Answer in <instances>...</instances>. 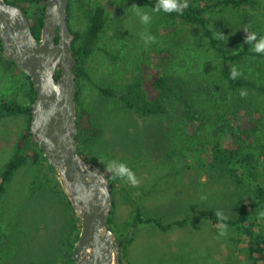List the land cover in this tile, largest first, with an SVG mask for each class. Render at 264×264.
<instances>
[{
  "label": "trees",
  "instance_id": "obj_1",
  "mask_svg": "<svg viewBox=\"0 0 264 264\" xmlns=\"http://www.w3.org/2000/svg\"><path fill=\"white\" fill-rule=\"evenodd\" d=\"M77 1L87 17L83 31L70 27L76 36L72 51L77 59L74 73L79 155L102 168L98 155L91 151L93 143L102 134V128L94 121L91 112L81 106L80 85L82 79L91 80L84 66L97 51L111 59L122 52L120 47L113 51L105 44L113 45L107 41L101 45V42L108 30H116L123 35L120 29L127 23L128 46L136 44L138 39L147 42L134 59L128 79L117 86L95 83L98 93L139 117L164 116L177 108L184 140L198 143L197 150L206 158L205 171L209 172V177L232 180L231 194L238 204L233 216L222 215L213 206H203L195 215L166 225L157 217L142 216L139 208L134 209L129 220L115 224V228L110 225L108 216L107 224L118 240L121 264L126 244L131 240L124 235L133 233L140 224L152 223L165 230L173 223L186 225L201 221H207L216 228L224 225V230H230L242 245L245 264H264V215H261L264 213V79L256 77L257 73H264V54L254 51L262 38L252 27L253 12L260 8L264 11V0H177L179 4L187 3L182 12L157 10L160 0H110L107 5L94 1L90 8L81 0ZM8 2L23 9L33 35L38 39L45 0ZM70 4L71 0H68V19ZM140 13L150 17L143 26L137 19ZM249 36L254 38L249 40ZM118 37H113L116 38L114 43H119ZM191 51L208 55L207 60L199 61L206 68L198 75L195 71L198 66L193 72L182 70L184 64L178 66L185 55L191 58ZM0 61L13 77H23L28 98V103L23 104L0 95V120L16 115H23L26 120L11 156L0 168V199L18 169L35 165L37 173L31 179V195L52 188L62 200L68 212V220L63 223L60 236L62 264H75L71 249L78 238L79 218L63 194L50 163L29 132L30 103L35 98V91L30 78L4 55L1 42ZM150 65L156 71L149 78L145 67ZM246 67L252 71H246ZM233 69L238 73L235 78L232 77ZM58 75L59 70L54 77ZM126 168L131 171L132 167ZM107 169L113 201L117 184L122 183L127 175L121 177L118 169Z\"/></svg>",
  "mask_w": 264,
  "mask_h": 264
},
{
  "label": "rangeland",
  "instance_id": "obj_2",
  "mask_svg": "<svg viewBox=\"0 0 264 264\" xmlns=\"http://www.w3.org/2000/svg\"><path fill=\"white\" fill-rule=\"evenodd\" d=\"M81 1L90 8L94 1L107 5L110 0ZM145 14L137 15L139 24ZM253 15V30L264 38L263 8L253 12ZM86 23L87 17L78 1L71 0V29L81 32ZM126 25L124 23L125 27L120 29L123 35L116 30H108L101 42V45L106 41L113 45L105 44L113 51L120 47L122 52L117 58H108L102 51H97L86 61L84 67L91 80H81L79 93L81 106L91 112L94 121L102 128V134L93 143L91 151L98 155L103 171L106 173L108 167L118 170L121 166L132 167L131 173L136 180L133 184L126 176L122 183L117 184L109 215L110 225L115 228V224L129 220L135 208H139L144 217L151 215L159 218L163 225L191 217L203 206H213L222 215L233 216L238 204L231 194L232 180L209 177V172L205 171L206 158L203 152L197 150L198 143L184 140L177 108L164 116L139 117L120 108L114 100L102 97L95 88V83L117 86L126 81L134 59L147 42L138 39L136 44L128 46L126 27L129 26ZM113 37H118L119 43H114L116 38ZM144 37L147 39V36ZM191 52V58L185 55L178 66L184 64L181 69L190 72L198 66L195 69L198 75L206 68L199 61L207 60L208 55L201 51ZM245 69L252 71L249 67ZM145 70L149 78L156 71L152 65L146 66ZM256 77L263 80L264 73H257ZM0 95L28 103L23 77H13L1 63ZM25 126L23 115L0 120V168L11 156ZM36 173L35 165L18 169L0 199V264H62L60 236L62 225L68 220V212L52 188L31 195V179ZM222 231L224 235H221ZM124 236L131 240L126 244L122 264L246 262L236 236H232L230 230L216 228L207 221L186 225L173 223L165 230L152 223L140 224L133 233L128 232Z\"/></svg>",
  "mask_w": 264,
  "mask_h": 264
},
{
  "label": "water",
  "instance_id": "obj_3",
  "mask_svg": "<svg viewBox=\"0 0 264 264\" xmlns=\"http://www.w3.org/2000/svg\"><path fill=\"white\" fill-rule=\"evenodd\" d=\"M67 8L68 0H45L36 39L23 9L0 0V42L4 55L30 78L35 98L29 132L80 221L72 259L75 264H121L118 240L107 224L113 204L109 180L101 167L77 151V59L72 51L76 36Z\"/></svg>",
  "mask_w": 264,
  "mask_h": 264
},
{
  "label": "clouds",
  "instance_id": "obj_4",
  "mask_svg": "<svg viewBox=\"0 0 264 264\" xmlns=\"http://www.w3.org/2000/svg\"><path fill=\"white\" fill-rule=\"evenodd\" d=\"M187 7V3L184 4H179L177 3V0H160V4L157 10H159L160 8L163 9V11L165 12H172V11H176V12H182L184 8ZM141 20L144 23L149 22L150 17L148 15H142L141 16ZM151 38V37H150ZM254 37L249 36V40L253 39ZM153 39V38H151ZM254 51L256 53L259 54H264V38H262L255 46ZM238 75V73L235 71V69H233L232 71V77L235 78ZM241 95H244V93H241ZM119 176H125L127 175L129 179L132 180V183L135 184L136 180L133 178V174L131 173V171L126 168L125 166H121L119 173ZM261 215H264V213H261ZM225 226L221 225V228L223 229ZM225 233L222 231L221 235H224Z\"/></svg>",
  "mask_w": 264,
  "mask_h": 264
}]
</instances>
